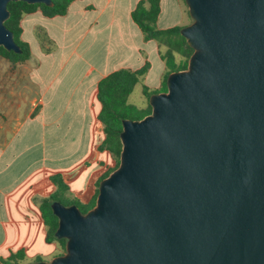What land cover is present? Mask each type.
Here are the masks:
<instances>
[{"label":"water","instance_id":"95a60500","mask_svg":"<svg viewBox=\"0 0 264 264\" xmlns=\"http://www.w3.org/2000/svg\"><path fill=\"white\" fill-rule=\"evenodd\" d=\"M11 1L0 46L21 53ZM185 2L187 68L149 114L123 119L94 207L52 202L66 251L31 264H264V0Z\"/></svg>","mask_w":264,"mask_h":264},{"label":"crops","instance_id":"0c3cea01","mask_svg":"<svg viewBox=\"0 0 264 264\" xmlns=\"http://www.w3.org/2000/svg\"><path fill=\"white\" fill-rule=\"evenodd\" d=\"M140 1L144 0H74L65 15L35 12L23 19V39L31 53L23 68L25 81L17 76L23 71L18 66L8 96L0 83V108L6 98L13 106L7 118L0 115V257L7 258L16 248L50 245L40 199L56 189L51 175L65 171L58 163L57 154L65 146L59 138H76L74 151L82 152L80 162L89 168L88 155H95L98 179L112 161L109 151L99 149L106 137L99 119V82L119 69L137 70L146 64L150 69L151 53L163 65L164 81L168 68L162 44L146 39L132 17ZM185 3L160 0L158 28L187 25ZM29 121L39 124L28 126ZM33 128H39L37 133L46 140L57 139L49 163L46 143L36 164L28 161L29 146L15 144ZM96 190L97 185L94 195Z\"/></svg>","mask_w":264,"mask_h":264},{"label":"trees","instance_id":"16d2710c","mask_svg":"<svg viewBox=\"0 0 264 264\" xmlns=\"http://www.w3.org/2000/svg\"><path fill=\"white\" fill-rule=\"evenodd\" d=\"M54 5L48 6L44 3H28L23 0L11 1L8 5L10 10V17L6 21V25L10 28L15 35L16 42L21 46L22 52L16 53L9 51L5 47L0 46V50L5 53L12 60H26L30 57L29 44L20 39L22 34V28L19 24L21 16L24 13H30L35 9L40 8L42 13L46 16L52 17L56 15H65L68 12L69 5L74 0H53ZM160 13V0H144L140 1L137 7L132 12L134 21L139 25L143 31L146 39H156L161 44L167 40L169 46L168 51L162 54V58L166 62L168 68L167 74L164 78L165 85L167 86V77L173 71L186 69L188 61L181 65L176 61L175 51L182 50L188 53L190 57L193 53V49L187 43L186 38L181 34L183 26L177 25L168 29H160L157 26V18ZM174 36V38H173ZM178 37V39L176 38ZM149 68V64H146L140 69H119L106 77H104L98 85V99L102 105V109L99 114V119L103 123L105 139L99 146L100 150L109 151L113 157H116L118 164L120 163V153L122 150V143L120 139V133L123 129V119H141L151 111H145L135 104L129 102V97L133 92L135 85L145 75ZM145 94L150 97L151 93L144 89ZM119 166V165H118ZM109 174H103L100 181L107 177ZM51 181L56 185V190L52 192L47 198H45L41 205L40 210L42 217L47 228V241L53 242L54 240L60 241L64 248L66 247V239H59L56 237L55 232L58 228L59 219L54 214L52 209V202L59 200L63 202L62 192L68 190V185L64 182L60 175H54L51 177ZM99 189L96 190L94 197L89 200V204L86 209H83L79 204V199H73L67 201V205L77 204L82 208L83 212H87L90 208L96 204V199ZM26 252L23 249L17 252H12L7 258L0 257V261L5 264H21V260L25 259ZM42 260L39 256L36 261ZM31 264V263H28Z\"/></svg>","mask_w":264,"mask_h":264},{"label":"rangeland","instance_id":"374dc122","mask_svg":"<svg viewBox=\"0 0 264 264\" xmlns=\"http://www.w3.org/2000/svg\"><path fill=\"white\" fill-rule=\"evenodd\" d=\"M184 7L187 12L186 24H189L192 22V18L189 14L188 6L186 5V3ZM35 12L40 13L42 11L40 10V8H38L30 13H24L21 16V20L19 24L22 28V34L20 36V39L22 41H24L23 33L25 29L24 27L25 24H24L23 19L28 15L34 14ZM176 38L178 39L177 36ZM168 49H169V46L167 45V40H166L165 43L164 42L162 43L163 54H165L168 51ZM175 58L179 64L184 65L187 61H189L190 57L188 56L187 50L184 52L178 49V51H175ZM150 59H151V63H150L151 68L150 69L148 68L145 75L135 85L133 92L131 93L129 97L130 103L135 104L136 106H138L139 108L145 111H152V106L149 102V98L144 92L145 87L149 91V93H151V95L154 93L167 90V86L165 85V82L164 81L161 82V78H162L161 73L163 70L162 63L160 62L158 57L155 55V53L154 54L151 53ZM25 61L26 60H18V61L14 59L12 60L10 57H8L5 53H3L0 50V83H2L1 90L3 91L4 94H6V96H8V92L10 91L9 87L15 86V81L17 80L16 70L18 66H21L23 71L17 76L20 77L21 81H25V75H24L25 69H23L25 67L24 66V64L26 63ZM9 103H12V101L6 98L5 104L2 105V107L0 108V109H3V110H0V115H4L6 118L8 115L7 110H9L10 108H13V106L9 105ZM36 124H39V123H37V121L28 122V126L30 125L33 127ZM38 129L39 128L37 129L33 128V130H30V133L27 135L28 137L16 138L17 141L15 144L29 146L30 150L27 154L28 161L33 162V164H36L38 161H40L38 159L41 157L40 147L45 145L46 143L50 150L49 154H47L48 158H50L47 162L49 163L51 161V157L55 155L53 153V149L57 147V139L54 138V141H53V139L51 138H48L47 140L44 137L42 138L40 134L37 133L39 131ZM59 139L61 141H64L65 146L63 149H60L59 154H57L58 160H59L58 163L59 165L60 164L64 165L63 167L65 168V171L63 173H55L51 175V177L54 175L55 176L60 175L61 178L64 180V182L69 187L68 190L62 192V199L64 200L63 203L67 204V201H70L76 198L80 200L79 201L80 206L83 209H86L87 205L89 204V201H87V199H92L94 195L93 191L95 190L96 185H97V189H99V185L97 184L98 181L100 180L98 179L99 168L97 167L98 165L96 166L94 165L95 163H94L93 157L95 155H93L92 153L88 155V160L90 161V163H92V165H90L91 167L89 168L88 166H86V164H82V162H80V159H82V155H83L82 152L79 153V152L74 151L75 149L74 140H76V138H70L66 136L65 138H59ZM108 153L111 154L110 152ZM118 165L119 164H118L117 158L113 157L112 155V161L108 163L103 174L105 175L110 174L118 167ZM47 197L48 196L44 197L43 199H40V197L38 196L37 200L40 199L42 203V201ZM40 200H39V203H40ZM81 207L80 209L82 210ZM46 228H48V226H46ZM49 243L50 245L48 246H41L39 244H35L33 245L32 249H29L31 247L30 245V246H27L26 248H16V250H11L10 252L11 253L17 252L20 249L25 250L27 256L25 257V259H22L20 261L21 264L33 263L36 261V259L39 256L42 258V260L50 261L54 257L65 253L66 248H64V245L60 241L54 240L53 242H49Z\"/></svg>","mask_w":264,"mask_h":264}]
</instances>
